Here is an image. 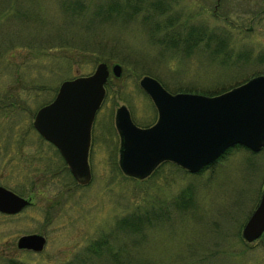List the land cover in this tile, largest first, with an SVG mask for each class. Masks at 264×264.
Masks as SVG:
<instances>
[{
    "label": "rangeland",
    "instance_id": "1",
    "mask_svg": "<svg viewBox=\"0 0 264 264\" xmlns=\"http://www.w3.org/2000/svg\"><path fill=\"white\" fill-rule=\"evenodd\" d=\"M108 5L121 10L107 13ZM170 17L178 32L203 27L214 36L167 46L160 39L174 29L165 26ZM102 60L121 63L122 74L96 113L92 177L81 185L32 122L63 79ZM260 73L264 0H0V183L31 200L15 214L0 212V264H117L119 256L147 264H264V232L252 241L242 236L264 187V146L235 144L196 172L164 161L144 181L121 170L115 125L120 104L138 125L156 120L139 85L145 74L171 92L203 93ZM143 209L151 224L140 236L115 228L118 218ZM33 232L46 239L40 251L17 247L20 235ZM103 234L112 247L89 252Z\"/></svg>",
    "mask_w": 264,
    "mask_h": 264
},
{
    "label": "water",
    "instance_id": "2",
    "mask_svg": "<svg viewBox=\"0 0 264 264\" xmlns=\"http://www.w3.org/2000/svg\"><path fill=\"white\" fill-rule=\"evenodd\" d=\"M110 70L120 76L119 63L96 64L88 74L60 82L48 103L34 114L33 126L60 151L73 177L80 184L91 179L88 152L91 127L105 94ZM139 85L149 94L157 119L139 126L125 104L115 110V125L121 136L120 167L129 176L145 178L164 160L190 172L213 163L227 148L242 144L253 151L264 146V74H258L221 93L168 91L155 77L145 74ZM30 203L0 184V212L16 213ZM264 231V187L259 201L242 227L247 241ZM44 235L26 233L17 239L19 248L39 251Z\"/></svg>",
    "mask_w": 264,
    "mask_h": 264
},
{
    "label": "trees",
    "instance_id": "3",
    "mask_svg": "<svg viewBox=\"0 0 264 264\" xmlns=\"http://www.w3.org/2000/svg\"><path fill=\"white\" fill-rule=\"evenodd\" d=\"M112 10H116L119 13L121 10V7L119 6V7H117V9H116V5H108V7H105V11L107 13L111 12ZM97 12L98 13L102 12V8L101 9L99 8V10ZM177 25H178V21H175V20H173L172 17H170L168 20V24L165 26L166 27H173L174 29L170 32L167 31L165 34H163L164 37L162 39H160L161 43H163L167 46H169V45L176 46L180 42H182L184 44V46L190 47V46H193L197 41L201 40L205 36H208L206 38V43H207V41H210V39H212L214 36L213 33H211V34H209L210 32L207 33V31H205L203 29V27L202 28L197 27V29L190 28V29H188V31L178 32L176 27H179V26H177ZM208 38H209V40H207ZM114 79L117 80L119 78H115L112 75H110L108 78V81L106 83V96L112 94L111 83H112V80H114ZM160 81L167 89H169L162 80H160ZM237 84H239V83H237ZM229 88H222L220 90H213V91H203V93L213 95V94H217V93H220L222 91H225ZM181 90H183V89H177L175 91H181ZM94 124L92 126L93 128H94ZM93 137H94V135H93ZM239 145L240 144H237V146H239ZM146 179L147 178H144L143 180L145 181ZM186 193H188V190L186 191V189L180 192L178 198L175 200V204L177 206L183 205V200L185 199ZM150 218H151V216H150V213L148 210H146V209L138 210V211H135L133 213L128 214L127 216H122V217L118 218L115 222V228L117 230L121 231L122 233H135V234L140 236V234L145 232L146 227L151 224ZM108 236H109V234H103L98 239L93 241L91 243V245L87 246L89 252L102 254L103 249H105V251H108L112 247L111 243H109L110 239H107ZM122 247L123 246H121L120 248H122ZM115 253H118V252H115ZM114 255L116 256L117 254H114ZM114 260L117 262V264H129L130 261H133L135 264H147V262L146 261L143 262L141 260V258H136L135 260H128L125 258H120V256H119L118 259H114ZM8 264H23V263L17 262L15 260H13L12 258H9Z\"/></svg>",
    "mask_w": 264,
    "mask_h": 264
}]
</instances>
